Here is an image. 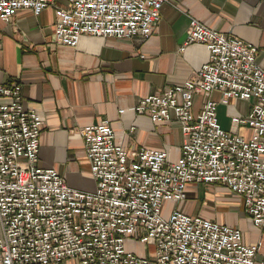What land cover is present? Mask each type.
Segmentation results:
<instances>
[{"label":"built area","instance_id":"obj_1","mask_svg":"<svg viewBox=\"0 0 264 264\" xmlns=\"http://www.w3.org/2000/svg\"><path fill=\"white\" fill-rule=\"evenodd\" d=\"M0 0V21L17 12L38 16L55 8L52 43L76 48L82 36L147 40L172 0ZM197 44L209 61L182 85L148 96L132 112L153 123L175 119L181 155L125 151L109 121L78 129L90 163L93 192L67 186L53 169L35 166L43 118L23 104L21 86H0V264H264L260 243L242 232L175 208L189 185H219L242 200L251 223L264 229V50L190 19L185 47ZM250 102L232 131L217 119L213 93ZM204 99L193 113L194 100ZM125 110H120L123 114ZM238 127L251 131L249 139ZM134 128L130 129L133 130ZM174 207L164 216L165 207ZM148 247L137 257L126 242Z\"/></svg>","mask_w":264,"mask_h":264},{"label":"crops","instance_id":"obj_2","mask_svg":"<svg viewBox=\"0 0 264 264\" xmlns=\"http://www.w3.org/2000/svg\"><path fill=\"white\" fill-rule=\"evenodd\" d=\"M54 2L66 7L65 0ZM190 19L264 50V0H172L163 5L149 39L82 36L76 48L52 43L54 6L38 16L22 10L9 23L0 21V86L18 83L25 108L44 120L35 166L55 170L72 189L93 192L96 185L78 129L101 121L111 123L115 143L125 151H166L168 161L177 162L182 147L178 122L153 123L146 116L136 117L132 109L148 96L182 85L208 63L202 45L181 50ZM211 100L228 104L224 128L218 121L225 131H232L231 119L245 118L251 106L240 100L225 102L218 92ZM9 101L0 99V104ZM203 101L195 98V115ZM236 130L241 137L251 136L247 127ZM175 208L239 229L246 245L260 243L256 259L264 261V229L251 223L242 200L226 188L189 185L185 201Z\"/></svg>","mask_w":264,"mask_h":264},{"label":"rangeland","instance_id":"obj_3","mask_svg":"<svg viewBox=\"0 0 264 264\" xmlns=\"http://www.w3.org/2000/svg\"><path fill=\"white\" fill-rule=\"evenodd\" d=\"M217 109H218V111H217L218 121H219V123H221V125L223 127L222 123H224V125H225V123H227V121L229 119V116H227L228 104L223 102L220 105H218ZM173 207H174V205L171 206V204L166 205L165 212H164L165 217L167 216L168 212ZM126 250L128 252L133 253L137 257H143V256L147 255V253L149 251L148 247L142 246V245H140L134 241H130V240L126 242Z\"/></svg>","mask_w":264,"mask_h":264}]
</instances>
